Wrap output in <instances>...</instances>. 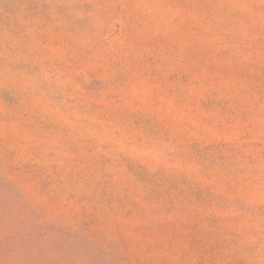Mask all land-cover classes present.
Instances as JSON below:
<instances>
[{
	"label": "rangeland",
	"instance_id": "rangeland-1",
	"mask_svg": "<svg viewBox=\"0 0 264 264\" xmlns=\"http://www.w3.org/2000/svg\"><path fill=\"white\" fill-rule=\"evenodd\" d=\"M0 264H264V0H0Z\"/></svg>",
	"mask_w": 264,
	"mask_h": 264
}]
</instances>
